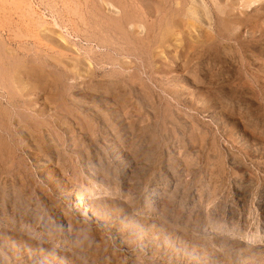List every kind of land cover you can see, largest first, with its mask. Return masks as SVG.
Listing matches in <instances>:
<instances>
[{
	"label": "rangeland",
	"instance_id": "obj_1",
	"mask_svg": "<svg viewBox=\"0 0 264 264\" xmlns=\"http://www.w3.org/2000/svg\"><path fill=\"white\" fill-rule=\"evenodd\" d=\"M182 1L196 25L163 52L159 0H0V72L10 87L0 94L18 96L17 71L23 100L44 109L26 121L14 111V140L0 153V264H264V55L248 53L247 70L234 39L217 44L218 57L180 52L184 40L217 33L220 6L256 14L252 22L260 11L253 0ZM241 32L264 44L250 25ZM88 70L95 76H78ZM97 188L115 195L78 206Z\"/></svg>",
	"mask_w": 264,
	"mask_h": 264
},
{
	"label": "bare ground",
	"instance_id": "obj_2",
	"mask_svg": "<svg viewBox=\"0 0 264 264\" xmlns=\"http://www.w3.org/2000/svg\"><path fill=\"white\" fill-rule=\"evenodd\" d=\"M30 1V0H29ZM32 1V0H31ZM108 1V0H107ZM110 1V0H109ZM218 1V0H217ZM239 1V0H238ZM14 2V1H13ZM90 2V1H89ZM159 2H163V5L160 3V4H158V5H156L155 6V8H156V11H158V10H160V8H162L163 7V9L165 10L164 11V15H162L161 17H160V20H159V25H158V29H159V32H158V35H157V37H156V39H157V46L156 47H158V48H160V50H163V52L165 51V49H164V47L167 45L168 46V44L167 43H170L169 45H171V39L174 37V36H176V35H182L183 34V32L186 30L185 28H189L190 27V25H196V21L193 19L192 20V18L191 17H189L188 19H185V17H184V15H189V11L187 12V14H185V12H184V15H181V13L180 12H182V5H184L183 4V2H185V1H182V0H159ZM171 2H172V5H171ZM206 2V1H205ZM249 2H251V1H249ZM253 2V3H252ZM250 4H255L254 5V8H256V7H258L257 9L260 11H258L259 12V14H260V16L258 15V17L256 18V21H254V22H252V20H250L249 18H253L254 16H256V14H254V15H252V17H251V14L252 13H250V14H248V13H244L243 12V14H245L244 15V17H241V16H238L236 13H233V12H231V10H229V9H227V8H230L231 6H230V4H226V5H224L223 7L222 6H220V9H219V11H217V12H219V14H222L223 16H220V15H218V18H216V19H218L219 20V25L217 26V29H216V34L215 35H213V34H210L209 32V34H207L206 35V38L205 39H202V40H199V39H196V40H194L193 42H187L186 40H184L185 42H184V44H183V48L185 49L184 51H180L181 52V54L182 55H184V56H187V57H191L192 55H194V54H199V55H201V54H205V53H209V54H211V53H220V49H219V47H218V43L219 42H221V41H223V39H225L224 41H226V40H232V39H234L235 41H238V44H239V50H241V52L242 53H244L245 55H244V59L242 58V62H244L242 65H243V67H245V69H247V70H249V60L248 59H246V56L248 55V53L250 54H255V56L256 57H258V58H262L263 57V55H264V46H262L261 44H263V42L260 44V43H257V42H259L258 40H256L255 38L254 39H247L246 41H242L241 40V36L243 35V34H241L242 32H241V30L244 28V26H248V25H250L254 30H256V31H258L259 32V37H260V39H262V37H263V33H264V22H263V20H260L261 19V17L263 18V16H264V0H253ZM258 2V3H257ZM30 3V2H29ZM109 3V2H108ZM112 3V2H111ZM110 3V4H111ZM115 3V2H114ZM133 3V2H132ZM142 3V2H141ZM149 3V2H148ZM174 3H176V5H175V7H174ZM257 3V4H256ZM14 4V3H13ZM17 4V3H16ZM23 4H25V3H23ZM78 4V3H77ZM100 4V3H99ZM113 4V3H112ZM30 5V4H29ZM133 5V4H132ZM142 5V4H141ZM160 5H162V7L160 6ZM164 5H168V7H166V6H164ZM31 6V5H30ZM83 6V5H82ZM134 6V5H133ZM146 6V5H145ZM148 6V5H147ZM150 6V5H149ZM148 6V7H149ZM152 6V5H151ZM32 7V6H31ZM114 7L116 8V12H121L122 14L120 15V16H118V18L117 19H119L120 21L122 20V19H124V14H125V10H124V8L123 7H120V6H117V5H114ZM135 7H136V5H135ZM104 8V7H103ZM107 8V7H106ZM113 8V7H112ZM138 8V7H137ZM246 8V7H245ZM129 9V8H128ZM151 9V8H150ZM211 10V9H210ZM191 13L192 14H196V8L195 7H191ZM34 12V11H33ZM160 12V11H159ZM72 13V12H71ZM146 13V12H145ZM4 14V13H3ZM42 14V13H41ZM147 14V13H146ZM151 14V13H150ZM154 14V13H153ZM161 14V13H160ZM27 15V14H26ZM127 15V14H126ZM129 15H131V14H129ZM24 17V16H23ZM32 17V16H31ZM49 17V16H48ZM63 17V16H62ZM89 17V16H88ZM126 17V16H125ZM209 17V16H208ZM127 18V17H126ZM40 19V18H39ZM110 20V19H109ZM128 20V19H127ZM42 21V20H41ZM85 21V20H84ZM119 21V22H120ZM142 21V20H141ZM32 22V21H31ZM35 22H37V21H35ZM77 22V21H76ZM113 22H114V20H113ZM116 23H117V21H115ZM115 22H114V24H115ZM125 22V21H124ZM156 22V21H155ZM252 22V23H251ZM34 23V22H33ZM40 23V25H39V27L41 26L42 27V31H45V30H50V29H48L47 28V26H45L46 24H48V23H41V22H39ZM111 23V22H110ZM109 23V24H110ZM121 23V22H120ZM128 23V22H127ZM130 23V22H129ZM38 24V23H37ZM55 24V28H60V25H58V23H54ZM118 24V23H117ZM142 24V23H141ZM212 24V23H211ZM90 25H91V23H90ZM120 25H122V24H120ZM119 25V26H120ZM130 25V24H129ZM134 25V24H133ZM149 25V24H148ZM33 26V25H32ZM117 26V25H116ZM198 26V25H197ZM2 27V26H1ZM35 27H38V26H35ZM118 27V26H117ZM122 27V26H121ZM62 28V27H61ZM212 28V27H211ZM237 28H240L239 30L240 31H235V29H237ZM109 29V28H108ZM145 29V28H144ZM147 29H148V27H147ZM195 29V28H194ZM251 29V28H250ZM61 30V29H60ZM121 30V29H120ZM210 30V29H209ZM72 31V30H71ZM101 31V30H100ZM122 31V30H121ZM124 31V30H123ZM155 31V30H154ZM190 31V30H189ZM188 31V32H189ZM212 31V30H211ZM26 32V31H25ZM115 32V31H114ZM187 32V33H188ZM251 32H253L252 30H251ZM48 33V32H47ZM68 33V32H67ZM124 33V32H123ZM131 33V32H130ZM212 33H214V32H212ZM39 34V33H38ZM52 34V33H51ZM50 33H48L47 35H51ZM64 34V33H63ZM255 34V33H254ZM44 35H46L45 34V32H44ZM46 35V36H47ZM54 35V34H53ZM119 35H120V33H119ZM128 35V34H127ZM69 36V35H68ZM248 36V35H247ZM92 37V36H91ZM125 37V36H124ZM146 37H148V36H146ZM255 37V36H254ZM257 37H258V35H257ZM256 37V38H257ZM26 38V37H25ZM52 38V37H51ZM246 38H248V37H246ZM59 39H61V38H59ZM121 39H123V38H121ZM137 39H138V37H137ZM140 39V38H139ZM187 39V38H186ZM127 40V39H126ZM182 40V39H181ZM263 40V39H262ZM76 41V40H75ZM103 41V40H102ZM124 41V40H123ZM132 41V40H131ZM179 41V40H178ZM149 42V41H148ZM1 43V42H0ZM3 43V42H2ZM17 43H19V42H17ZM38 43H39V41H38ZM75 43V42H74ZM150 43V42H149ZM234 43V42H233ZM5 44V43H4ZM111 44V43H110ZM128 44H129V42H128ZM142 44V43H141ZM146 44V43H145ZM101 45V44H100ZM261 45V46H260ZM264 45V44H263ZM231 46V45H230ZM237 46V45H236ZM19 47H21V46H19ZM68 47V46H67ZM66 47V48H67ZM104 47V46H103ZM118 47V46H117ZM126 47H128V46H126ZM225 47L226 48H228L229 46L228 45H225ZM18 48V47H17ZM33 48V47H32ZM149 48V47H148ZM231 48V47H230ZM101 49V48H100ZM105 49V48H104ZM189 49H191L192 51L191 52H189ZM222 49V48H221ZM23 50V49H22ZM97 50V49H96ZM124 50V49H123ZM154 50V49H153ZM7 51V48L5 49V52ZM14 51V50H13ZM122 51V50H121ZM2 52H3V50H2ZM89 52V51H88ZM110 52V51H109ZM125 52V51H124ZM8 53V52H7ZM58 54V53H57ZM148 54H150V57H148V59H150L151 61H153V52L151 51V52H148ZM152 54V55H151ZM217 54L215 55V56H217ZM241 54V53H240ZM0 55H1V52H0ZM6 55H8V54H6ZM5 55V57L6 58H8L7 56ZM18 55V54H17ZM77 55V54H76ZM33 56V55H32ZM115 56V55H114ZM198 56V55H197ZM211 56V55H210ZM15 57V56H14ZM44 57V56H43ZM42 57V58H43ZM194 57V56H193ZM218 57V56H217ZM243 57V56H242ZM5 58V59H6ZM76 58V57H75ZM220 58V57H219ZM252 58V57H251ZM44 59V58H43ZM189 59V58H188ZM4 61L2 58L0 59V61ZM221 60V59H220ZM150 61V62H151ZM12 62V61H11ZM94 62V61H93ZM141 62V61H140ZM73 63V62H72ZM113 63H115V62H113ZM138 63V62H137ZM153 63V62H152ZM226 63V62H225ZM230 62H228V64H229ZM108 64V63H107ZM184 64H186V62H184ZM160 65H162V66H158V68H163V63L162 64H160ZM177 65H180V64H177ZM18 67V66H17ZM77 67V66H76ZM93 67V66H92ZM228 67V66H227ZM230 67H231V65H230ZM229 67V68H230ZM234 67V66H233ZM263 67V66H262ZM36 68V67H35ZM121 68V67H120ZM141 68V67H140ZM123 69V68H122ZM231 69V68H230ZM93 70V69H92ZM133 70V69H132ZM159 70V69H158ZM6 71V70H5ZM14 71V70H13ZM122 71V70H121ZM150 71V70H149ZM228 71V70H227ZM18 72H19V70H18ZM55 72V71H54ZM125 72H127V70L125 71ZM133 72V71H132ZM3 73V72H2ZM2 73L0 72V90H4V89H6V88H8L7 87V85L5 84V82H4V75H2ZM11 73V72H10ZM15 73V72H14ZM16 73H17V71H16ZM15 73V74H16ZM141 73V72H140ZM246 73V72H245ZM15 74H11V77H12V79L14 80V82L16 83V85H17V90H16V92L17 93H19V94H17L18 96L16 97L15 95V91H14V96H13V94L7 89V91H4L5 93H6V96L2 93V94H0V107L2 106V104H3V106H4V101H5V106L3 107V109H0V139H2V140H0V153H4V154H6V153H8L9 152V148H11V145H9L10 143H11V141L13 142V140H14V133L12 132V130H11V128H10V124H12V121H11V119L14 117V115H13V113H14V111H15V114H17L18 116H19V118H20V120H25L26 121V118L28 117V116H31V117H33V114H37V115H42L43 113L42 112H44V109H40V108H38V109H36V107H33L34 105H32V104H34V100L32 99V103H29L30 101H25V100H23V98L22 97H26L27 96V92H24L25 91V89H26V87L23 85V83H22V81H18V79H19V77L17 76V74L15 75ZM85 74H87V75H92V76H95V74H93L92 72H90L89 70H88V73H86L85 71H83V72H79V77H85V76H87V75H85ZM144 74V73H143ZM126 75V74H125ZM147 75V74H146ZM246 75H247V73H246ZM249 76L251 75V74H248ZM89 76H87V77H89ZM10 77V76H9ZM10 77V78H11ZM113 77V76H112ZM209 77V76H208ZM251 77V76H250ZM260 77V76H259ZM55 78V77H54ZM128 78V77H127ZM134 78V77H133ZM171 78V77H170ZM229 78V77H228ZM65 79V78H64ZM37 80V79H36ZM57 80V79H56ZM93 80V79H92ZM91 80V81H92ZM39 81V80H38ZM85 81V80H84ZM141 81V80H140ZM255 81V80H254ZM12 82V81H11ZM20 84H19V83ZM41 82V81H40ZM126 82V81H125ZM225 82V81H224ZM244 82V81H243ZM259 83L260 82V79L259 78H257V80H256V83ZM90 83V82H89ZM239 83V82H238ZM246 83V82H245ZM12 84V83H11ZM85 84V83H84ZM130 84V83H129ZM244 84V83H243ZM242 83H241V85H243ZM81 85V84H80ZM128 85V84H127ZM162 85V84H161ZM69 86V85H68ZM144 86V85H143ZM14 88V87H13ZM35 89V88H34ZM37 89V88H36ZM35 89V90H36ZM41 89V88H40ZM74 89V88H73ZM264 89V88H263ZM262 89V90H263ZM10 90H12V88L10 89ZM28 90V89H27ZM72 90V89H71ZM136 90V89H135ZM160 90V89H159ZM39 91V90H38ZM230 91L231 92H233V93H237V92H239V90L237 89V88H232V89H230ZM242 91V93L241 94H243L244 93V91H243V89L241 90ZM240 91V92H241ZM165 92L166 93H168V94H172V90H170V89H166L165 90ZM177 92V91H176ZM148 93H154L153 91H148ZM165 93V94H166ZM71 94V93H70ZM173 94H174V92H173ZM90 95V94H89ZM118 95H120V94H115V97H120V96H118ZM152 95V94H151ZM29 96V95H28ZM35 96V95H34ZM173 96V95H172ZM171 96V97H172ZM3 97L5 98V100H3ZM30 97V96H29ZM32 97V96H31ZM36 97V96H35ZM34 97V98H35ZM38 97V96H37ZM236 97V96H235ZM162 98V97H161ZM173 98V97H172ZM179 99V98H178ZM30 100V99H29ZM114 100H116V99H114ZM120 100V99H119ZM176 100V99H175ZM187 100V99H186ZM34 101V102H33ZM257 101V100H256ZM38 102V101H37ZM116 102V101H115ZM117 102H118V100H117ZM187 102V101H186ZM111 104V103H110ZM118 105V104H117ZM185 105V104H184ZM239 105V104H238ZM106 106H108V104L106 105ZM16 107H21V109H16ZM106 108H109V107H106ZM112 108H113V106H112ZM123 108L124 109H126V105H119L115 110V112L117 113H115L116 115H120V116H123V117H125V115H127V113H125L124 112V110H123ZM198 108V107H197ZM72 109V108H71ZM26 110L28 111V110H30V112L28 111L27 112V114L25 113L26 112ZM32 111V112H31ZM110 112H111V110H110ZM65 114V113H64ZM189 115V114H188ZM113 116V115H112ZM54 118V117H53ZM242 119H244V116L243 117H241ZM244 120H246V119H244ZM137 121V120H136ZM247 121V120H246ZM33 124V123H32ZM87 124H89L87 121L86 122H84V121H82L81 122V126L83 127V129H86L85 128V126L87 125ZM36 125V124H35ZM39 126V125H38ZM34 127V126H33ZM81 128V127H80ZM208 129V128H207ZM94 131V130H93ZM96 131H98V130H96ZM220 131V130H219ZM216 132V131H215ZM256 132V131H255ZM217 134V133H216ZM262 134V133H261ZM118 135V134H117ZM231 135V134H230ZM225 136V135H224ZM23 137V136H22ZM241 137V136H240ZM220 140V139H219ZM21 141V140H20ZM69 141V140H68ZM64 142V141H63ZM37 143H38V147H40L41 146V148L43 147V145H44V142L41 140V138L40 137H37ZM53 143V142H52ZM148 143V142H147ZM32 145V144H31ZM10 146V147H9ZM18 146H19V144H18ZM45 147V146H44ZM20 148V147H19ZM115 148V147H114ZM40 149V148H39ZM15 150H17V149H15ZM19 150V149H18ZM17 150V151H18ZM219 150V149H218ZM14 151V150H13ZM41 151V150H40ZM44 152V151H43ZM14 153V152H13ZM46 153V152H45ZM3 154V155H4ZM79 155V154H78ZM107 159V158H106ZM2 164V163H1ZM0 164V165H1ZM105 170V169H104ZM222 174V173H221ZM13 177V176H12ZM238 181V180H237ZM71 188V187H70ZM49 189V188H48ZM76 189V188H75ZM156 190H159L158 188H157V186H154V188L152 189V191H156ZM16 191V190H15ZM100 194H102L103 196H110V195H115V194H113L111 191H109V190H107V189H105V190H103V191H101V190H99V188H97V189H93V190H86V191H84L83 192V194H80V196L78 197V202H77V204H78V206H80V207H82L83 209L85 208V202L87 201V199H89V198H92V197H95V196H98V195H100ZM41 196V195H40ZM113 197V196H112ZM155 198H157V196H156V193L155 194H151V195H149V197L146 199V203H148V204H150L151 202H153V200L155 199ZM257 199V198H256ZM18 208V207H17ZM6 210V209H5ZM19 211V210H18ZM4 215V214H3ZM59 217V216H58ZM208 233L209 232H214L215 234H220V233H222L223 232V230L222 229H220V228H215V227H208L207 229H205ZM230 232H231V234H233L234 236H239L240 235V237L241 238H244V239H254V240H258V239H260L259 238V235H250V234H244L243 232L241 233L240 231L239 232H237L236 230H229ZM245 231V230H244ZM230 234V235H231ZM233 236V237H234ZM95 243V242H94ZM73 249V248H72ZM110 256V255H109ZM119 256V255H118ZM120 263V262H119Z\"/></svg>",
	"mask_w": 264,
	"mask_h": 264
}]
</instances>
